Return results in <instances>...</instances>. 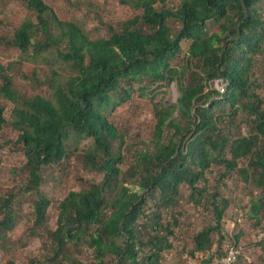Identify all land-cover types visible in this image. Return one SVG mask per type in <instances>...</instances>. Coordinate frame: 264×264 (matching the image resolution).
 Instances as JSON below:
<instances>
[{"label": "trees", "instance_id": "16d2710c", "mask_svg": "<svg viewBox=\"0 0 264 264\" xmlns=\"http://www.w3.org/2000/svg\"><path fill=\"white\" fill-rule=\"evenodd\" d=\"M23 1L35 22L24 20L4 44L18 56L0 65V131L8 126L15 133L12 145L24 156L19 189L36 195L33 228H45L51 204L39 190L46 167L59 165L89 141L82 169L102 174L100 182L69 192L58 204L56 227L47 231L53 255L42 264H84L69 254V245L90 249L89 264H158L172 247L174 228L181 227L176 219L163 223L161 211L178 203L183 186L188 201L200 205L198 184L212 166H223L221 178L237 171L261 190L250 199L257 215L264 206V100L250 71L264 44L263 0H181L175 8L166 0H120L138 15L95 39L77 22L60 21L42 0ZM183 44H188L184 53ZM32 63L46 65L47 95L16 91L15 79L43 84L28 67ZM218 81L225 82L223 94L211 89ZM172 85L175 103H154ZM136 92L150 99L154 124L149 142L139 141L145 148L133 152L123 171L126 136L109 116ZM240 114L248 133L234 139L231 129ZM240 160H247L246 167L239 168ZM217 197L213 193L210 201L213 225L193 236L188 253L207 251L200 264L223 254L219 241L209 251L211 233L219 232L228 207ZM11 198V190L0 195V239L16 217Z\"/></svg>", "mask_w": 264, "mask_h": 264}, {"label": "rangeland", "instance_id": "374dc122", "mask_svg": "<svg viewBox=\"0 0 264 264\" xmlns=\"http://www.w3.org/2000/svg\"><path fill=\"white\" fill-rule=\"evenodd\" d=\"M55 13L62 22H77L81 25L84 33L90 38L107 37L108 30H116L119 23L128 21L138 15L133 10L122 5L120 0H42ZM181 0H166L169 8L176 7ZM264 10V0L260 4ZM35 22L34 16L26 9L23 0H0V65L15 62L18 56L16 49L4 46L10 42L13 32L24 20ZM213 32L214 30L211 29ZM42 39V37H39ZM43 40V39H42ZM188 44H183V53ZM251 81L260 85L255 90L264 100V44L252 62ZM36 72L35 79L43 83L37 86L34 83L24 84L21 80L15 79L14 86L20 94L31 96L33 94L47 95L48 88L44 83L45 76H48L46 65L41 63L29 64ZM18 68V67H16ZM15 71V68H14ZM30 77L31 70L26 69ZM66 69L62 70V75ZM67 75L65 74V77ZM47 81V80H46ZM220 82L211 84V89L220 91ZM167 95H159L154 103L161 99L168 106L174 104L177 98V91L174 85L163 90ZM149 98H141L136 92L129 103L117 108L109 120L116 126L118 131L126 136L123 155V165L120 167L125 171L133 160L135 150L144 149L145 145L139 141L149 142L151 130L154 124L152 105ZM4 108V117L7 119L8 108ZM241 114L236 118V127L231 129L234 134L232 138H238L248 133V127L239 123ZM15 133L11 132L8 126L0 131V143L7 144L0 147V195L5 196L6 191L11 190V209L15 219L9 231L5 232L0 239V264H42L52 254V242L47 236V231L56 227L58 215V204L71 191H79L87 188L89 184L98 183L102 174L91 170L82 169L81 157L83 148L89 141L79 144L77 151L70 157L64 159L59 165L46 167L43 171L44 183L40 191L50 199V207L47 210V222L44 229L33 228L32 200L35 194L24 195L19 189L23 183V175L18 171L25 159L22 152H19L12 145ZM131 146L129 150L127 147ZM226 157L229 158V155ZM247 160L239 161V168L246 167ZM11 170H14L11 173ZM223 166H212L204 173L205 181L198 184V193L201 195V204L194 205L188 201L189 189L186 186L181 188L178 203L161 211L163 223L172 222L176 219L180 228L175 227L176 238L170 239L172 247L164 250L160 255L158 264H200L207 254V251L197 252L194 257L188 253L192 249V238L204 227L213 225L210 201L211 195L217 193L220 198L228 201V207L224 210L219 232L211 233L212 253L217 249V242H221L220 251L235 242V236L241 234L236 243L241 248V259L236 264H264V206L255 215L251 210V194L258 197L261 190L252 183H245L237 171H233L227 177L221 178ZM137 192L143 193L137 186L130 185ZM156 197L157 195H153ZM153 197V198H154ZM147 206L152 207L150 198L147 199ZM69 254L73 259L89 264L94 258L90 249L83 248L75 250L68 246ZM215 259L213 257L212 261Z\"/></svg>", "mask_w": 264, "mask_h": 264}, {"label": "built area", "instance_id": "2783aa9c", "mask_svg": "<svg viewBox=\"0 0 264 264\" xmlns=\"http://www.w3.org/2000/svg\"><path fill=\"white\" fill-rule=\"evenodd\" d=\"M225 86V85H224ZM220 85V91L219 93L223 94V87ZM264 236V233H263ZM240 254L239 248H237L235 245H228L224 249V254L219 257L218 259H215L210 264H235L238 258V255Z\"/></svg>", "mask_w": 264, "mask_h": 264}, {"label": "clouds", "instance_id": "9594fccd", "mask_svg": "<svg viewBox=\"0 0 264 264\" xmlns=\"http://www.w3.org/2000/svg\"><path fill=\"white\" fill-rule=\"evenodd\" d=\"M229 245H230V244H229ZM231 245H235V244L231 243ZM235 246H236V245H235ZM236 247L239 248V250H240V254L238 255V257H239V256L241 255V252H242V251H241V248H240L239 246H236ZM223 254H224V251H223ZM223 254H222V255H223ZM237 259H238V258H237ZM236 263H237V261H236ZM236 263H235V264H236Z\"/></svg>", "mask_w": 264, "mask_h": 264}, {"label": "water", "instance_id": "95a60500", "mask_svg": "<svg viewBox=\"0 0 264 264\" xmlns=\"http://www.w3.org/2000/svg\"><path fill=\"white\" fill-rule=\"evenodd\" d=\"M220 85H221V86H224V85H225V82H224V81H221V82H220Z\"/></svg>", "mask_w": 264, "mask_h": 264}]
</instances>
